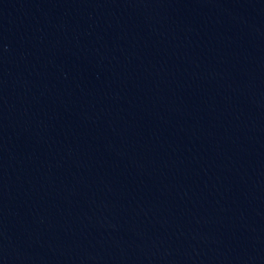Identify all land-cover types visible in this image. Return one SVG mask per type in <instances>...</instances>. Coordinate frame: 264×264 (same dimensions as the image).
Listing matches in <instances>:
<instances>
[{"label": "water", "instance_id": "95a60500", "mask_svg": "<svg viewBox=\"0 0 264 264\" xmlns=\"http://www.w3.org/2000/svg\"><path fill=\"white\" fill-rule=\"evenodd\" d=\"M0 264H264V0H0Z\"/></svg>", "mask_w": 264, "mask_h": 264}]
</instances>
